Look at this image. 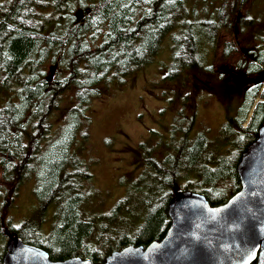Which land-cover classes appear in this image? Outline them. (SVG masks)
<instances>
[{
  "label": "trees",
  "instance_id": "trees-1",
  "mask_svg": "<svg viewBox=\"0 0 264 264\" xmlns=\"http://www.w3.org/2000/svg\"><path fill=\"white\" fill-rule=\"evenodd\" d=\"M213 1L0 0V264L12 237L44 250L52 261L78 257L101 264L114 251L160 240L177 192H197L219 206L240 190L237 164L264 119V87L258 85L245 93L215 140L205 132L189 137L179 127L162 154L141 143L145 168L110 210L101 211L83 157L92 101L152 64L166 42L170 72L204 68L210 50L205 44L216 49L218 42L217 24L207 18ZM248 1L238 2V13ZM245 22L251 19L241 18ZM259 40L248 63H237L249 74L264 69V37ZM238 52L234 39L225 42V59ZM70 92L74 104L55 126ZM30 178L38 210L14 226L5 215Z\"/></svg>",
  "mask_w": 264,
  "mask_h": 264
},
{
  "label": "rangeland",
  "instance_id": "rangeland-1",
  "mask_svg": "<svg viewBox=\"0 0 264 264\" xmlns=\"http://www.w3.org/2000/svg\"><path fill=\"white\" fill-rule=\"evenodd\" d=\"M238 2L214 0L209 8L207 18L217 24L218 42L216 49L213 43L205 44L210 50L204 68L170 72L171 55L166 42L152 64L126 78L122 85L101 91L92 101L89 134L82 145L93 185L103 203L101 211L110 210L124 197L127 186L139 179L145 168L141 143L162 154L166 151L163 144L179 127L181 131L188 130L189 137L205 132L215 140L223 124L237 115L252 84L249 81L264 70L249 74L246 67H237L241 58L248 63L250 52L261 43L259 37H264V0H249L239 13ZM241 18L251 22L241 24ZM232 39L239 52L225 59L224 44ZM47 74H51L50 67ZM73 104L74 94L67 93L54 117L55 126L63 124ZM177 135L179 142L182 132ZM33 186L34 178H30L9 205L5 216L14 226L30 219L38 210ZM183 187L181 184V190ZM45 218L44 230L49 226V212ZM3 244L0 239V253Z\"/></svg>",
  "mask_w": 264,
  "mask_h": 264
},
{
  "label": "water",
  "instance_id": "water-1",
  "mask_svg": "<svg viewBox=\"0 0 264 264\" xmlns=\"http://www.w3.org/2000/svg\"><path fill=\"white\" fill-rule=\"evenodd\" d=\"M55 67L47 81L51 82ZM264 86V70L252 80ZM240 190L219 206L200 193L177 192L168 203L170 225L160 240L110 253L101 264H264V119L236 167ZM2 264H95L78 257L52 261L12 237Z\"/></svg>",
  "mask_w": 264,
  "mask_h": 264
},
{
  "label": "flooded vegetation",
  "instance_id": "flooded-vegetation-1",
  "mask_svg": "<svg viewBox=\"0 0 264 264\" xmlns=\"http://www.w3.org/2000/svg\"><path fill=\"white\" fill-rule=\"evenodd\" d=\"M256 74H257V73H256ZM249 83H251V82L249 81ZM252 86H253L252 84H249L250 89H252ZM250 89H249V90H250ZM249 90H248V91H249ZM246 92H247V91H246Z\"/></svg>",
  "mask_w": 264,
  "mask_h": 264
}]
</instances>
